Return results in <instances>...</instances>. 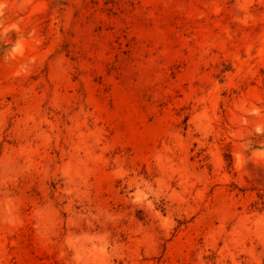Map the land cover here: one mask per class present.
<instances>
[{"label":"rangeland","instance_id":"obj_1","mask_svg":"<svg viewBox=\"0 0 264 264\" xmlns=\"http://www.w3.org/2000/svg\"><path fill=\"white\" fill-rule=\"evenodd\" d=\"M0 264H264V0H0Z\"/></svg>","mask_w":264,"mask_h":264}]
</instances>
